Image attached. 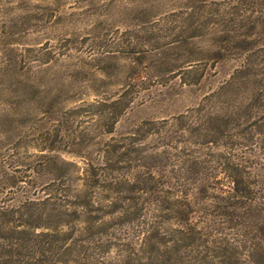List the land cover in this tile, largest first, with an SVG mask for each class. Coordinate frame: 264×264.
Masks as SVG:
<instances>
[{
    "label": "rangeland",
    "instance_id": "374dc122",
    "mask_svg": "<svg viewBox=\"0 0 264 264\" xmlns=\"http://www.w3.org/2000/svg\"><path fill=\"white\" fill-rule=\"evenodd\" d=\"M260 189L264 0H0V202L55 231L15 264H223Z\"/></svg>",
    "mask_w": 264,
    "mask_h": 264
},
{
    "label": "trees",
    "instance_id": "16d2710c",
    "mask_svg": "<svg viewBox=\"0 0 264 264\" xmlns=\"http://www.w3.org/2000/svg\"><path fill=\"white\" fill-rule=\"evenodd\" d=\"M197 164L199 163L187 162L185 166L180 167V170H183V173L189 176L190 174H193V172H195V169L198 166ZM221 164L224 173L227 175L233 185L232 189L234 191V195L240 196L244 198V200H247L248 196L251 195L253 191L249 188L248 184L244 180V171L243 167H241V164L230 162L229 160L222 161ZM187 175L185 177H187ZM63 176L64 175L62 173H59L57 178H61ZM257 192L259 193V196L255 197V201L251 200V203L245 202L247 204L246 206H238L243 209L242 215L235 214L231 217L232 220H239V223H237L236 225L239 226L240 229H237L238 239H234L236 240L235 242H237L236 247H230V244H228L227 242L223 243V256H217V258H223V264H236V262L232 261L239 257L241 254H244V251L248 254L247 256L251 257L252 259L255 256H258V253H260V255H264V189H260ZM29 209L30 208H26V210ZM17 212V209H15L13 206H7L0 202V264H15L16 257L24 256L23 253H19L18 248L14 249L13 247L12 242L16 239L17 234L34 235L38 238L47 237L42 240L43 242H46L48 241V237L53 235V232H55L54 229H51L53 230L52 233L50 231H44L45 229L48 230L51 228L48 225L33 223L26 224V222L15 223L16 221L14 219V215ZM249 212L251 213L253 218H251L250 220H246L245 217L248 216ZM24 214L27 215L28 212ZM37 229H40L39 232H36ZM192 230L190 229L189 232H183L179 230L178 232H180L182 235H180V237H178V234H174L175 230L170 231L171 235L169 239L164 241L165 243L170 241L173 243L169 252H177L180 256L183 248H194L193 246H191L190 241L194 235V233H192ZM253 230L259 232V235H252L251 231ZM22 239H26L25 243L23 242V244L27 245V241H29V239H27V236H22ZM6 241L8 242V245L5 246L4 242ZM238 247H240V249L242 248V252L239 253V251H236L238 250ZM24 248L28 247L24 246ZM42 251L46 252L48 251V249L43 248ZM205 257L206 255L204 256V254H202L201 258L204 259ZM253 262H255V259L253 260Z\"/></svg>",
    "mask_w": 264,
    "mask_h": 264
}]
</instances>
